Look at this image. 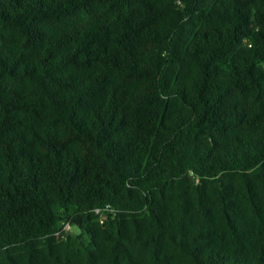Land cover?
Masks as SVG:
<instances>
[{
    "label": "trees",
    "instance_id": "trees-1",
    "mask_svg": "<svg viewBox=\"0 0 264 264\" xmlns=\"http://www.w3.org/2000/svg\"><path fill=\"white\" fill-rule=\"evenodd\" d=\"M0 264H264V0H0Z\"/></svg>",
    "mask_w": 264,
    "mask_h": 264
},
{
    "label": "built area",
    "instance_id": "built-area-1",
    "mask_svg": "<svg viewBox=\"0 0 264 264\" xmlns=\"http://www.w3.org/2000/svg\"><path fill=\"white\" fill-rule=\"evenodd\" d=\"M64 229H65V230H69V229H70V224L67 223V224L65 225Z\"/></svg>",
    "mask_w": 264,
    "mask_h": 264
},
{
    "label": "rangeland",
    "instance_id": "rangeland-1",
    "mask_svg": "<svg viewBox=\"0 0 264 264\" xmlns=\"http://www.w3.org/2000/svg\"><path fill=\"white\" fill-rule=\"evenodd\" d=\"M75 230H77V229L75 228Z\"/></svg>",
    "mask_w": 264,
    "mask_h": 264
}]
</instances>
